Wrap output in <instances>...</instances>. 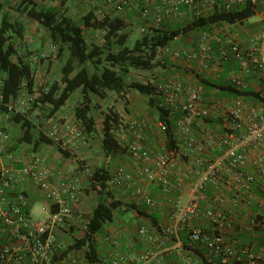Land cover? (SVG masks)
<instances>
[{
	"label": "built area",
	"instance_id": "obj_1",
	"mask_svg": "<svg viewBox=\"0 0 264 264\" xmlns=\"http://www.w3.org/2000/svg\"><path fill=\"white\" fill-rule=\"evenodd\" d=\"M107 1L113 7L114 16L136 6L135 0ZM245 4L262 20L261 28L247 37V44L225 39L217 28L211 26L199 31L195 47L172 49L168 45L163 51L170 53L174 60H197L199 71L218 69L221 62L236 60L239 69L230 73L227 81L238 89H244L248 87V77L257 76L260 80L258 100L248 101L244 94L237 97L218 94L206 102L205 86L200 80L194 82L176 76L158 75L155 84L161 92L162 105L175 117L178 143L185 148L182 154L198 152L193 158L195 178L190 183V199L185 205L175 208L172 218L180 223L203 214L214 223L213 231L197 228L192 231L193 240L204 244L210 261L221 259L224 263H230L244 254L247 256L244 264H264V253L256 254L249 246L241 247L225 240L221 230L226 216L222 210L208 208L203 211L201 208L207 187H218L224 173L234 176L236 195L233 205L250 201L252 185L256 181L264 183V0H143L139 6L138 20L141 31L145 32L148 27L178 19L181 7L190 9L195 16H206L212 14L217 6L234 10ZM213 91L220 92L218 87H214ZM16 99L7 104L8 109L11 113H23L25 102ZM209 118H220L226 132L216 135L214 129L207 126L202 129L198 139L194 135L195 125ZM159 129L165 133L166 124L160 122ZM61 131L65 132L67 142L74 141L82 133L79 127L67 120L54 121L45 133L57 141L62 136ZM8 139L9 133L0 130V264H55L57 229L77 214L81 186L76 178L68 177L54 183L52 169L41 153H34L27 163L17 167L19 157L7 151L3 143ZM216 150L218 153H215ZM128 152L136 175L126 166L119 165L111 175L109 186L128 191L148 205H156L157 201L146 192V186L158 183L166 191L171 190L173 159L179 152V146L158 151L148 147L138 136L128 144ZM251 155V164L256 172L248 170ZM181 177L184 178V174ZM25 182L41 192L42 207L47 213L45 219L31 218L30 196L25 189L16 188ZM260 205L264 209V198ZM86 227L84 223V230ZM139 233L152 243H162V236L147 225H142ZM151 255L153 252L150 251L139 258L148 259Z\"/></svg>",
	"mask_w": 264,
	"mask_h": 264
},
{
	"label": "crops",
	"instance_id": "obj_2",
	"mask_svg": "<svg viewBox=\"0 0 264 264\" xmlns=\"http://www.w3.org/2000/svg\"><path fill=\"white\" fill-rule=\"evenodd\" d=\"M2 1L5 4V10H7L10 3L7 4V0ZM18 1L19 0L13 1L12 5H15ZM36 1L41 7H59L67 16L74 19H79L75 15L77 12H80L88 7L84 12L85 14L87 11L92 9V6H95H91L94 1H96V4L102 6V8H96L98 11L100 9L101 11H107L111 16L115 15L113 7L110 3H108V6L106 5L107 7L105 6V2H107L106 0ZM135 1L136 8L139 11V6L143 0ZM216 8L220 7L217 6ZM181 10V16L178 19L168 21L170 25H174L175 23H185L186 21L192 20L195 16L190 9L181 7ZM126 11L118 13L116 16H126ZM253 15L257 16L254 21L249 22L247 21L248 18H246L243 22H222L215 25L213 23L211 26L217 28L225 39H232L240 42L241 44H247V37L256 33L261 28L262 24L260 15L256 12H254ZM88 32L94 33L95 35L97 34V31L95 30H88ZM195 35L196 31H193L188 35L178 36L169 44V46L172 49L195 47L197 40V36ZM47 40L49 41L50 39ZM45 41L46 40L43 41L42 38H37L33 42L28 43L27 46L29 50L34 48L37 49L40 45V49L43 46L46 48L48 47L45 45L46 43H43L42 46V42ZM45 48H43V50ZM161 56H163V64L149 70L151 75L146 81L156 83L159 77L176 76L186 78L194 82H199L197 77V74L199 73L202 74V77L213 80L218 78L223 71V64H221L218 69L213 68L207 71H199V62L197 60H174L171 58V54L166 52H163ZM226 61L233 62L235 60L228 59ZM236 63L238 62L233 63L232 70L227 74L225 80H227L230 73L239 69V66H237ZM158 75L159 77H157ZM214 87L217 86H213L212 88L205 87L204 95L206 102L207 100L216 97L218 94L228 97H237L239 95L229 90L214 93ZM248 87L255 91L258 90L260 87V80L257 76L253 75L248 77ZM77 91H79V89L72 95H74ZM150 97L154 98V104L150 103ZM150 97L141 94L135 89H130L125 98H123L122 95L110 93L107 99L102 100L103 102L99 99L97 100L105 105H103L104 109L107 106L110 107L114 105L120 112L121 119L123 121L121 123L120 134L117 132L120 142V138H122L128 145L132 140L141 136L142 140L148 147L154 150L163 151L169 149V147L174 144V141L170 140L166 134L161 132L159 129V124L162 121L159 118V110L156 105L157 103H162V95L152 94ZM109 98H112V101L108 100ZM138 99L142 101V103H140ZM253 99L254 98L247 97L248 101H252ZM69 100L70 98L68 101ZM95 102L96 99L94 98V104ZM63 107L64 106L59 109V112ZM62 112L64 111L62 110ZM29 118L35 124L37 123V121L31 117ZM210 119L217 120V122L212 123L209 119H205L201 121L200 124L198 122L195 125L194 135L198 139L201 137L202 129L207 126L212 127L216 135L224 134L226 132V128L223 126L220 118ZM0 130L9 133V139L6 141L4 140L3 143L7 151L14 152L19 157L20 160L17 162V167L27 163L34 153H41L45 158L46 164L52 169L54 183L59 182V180L63 178L61 176V169L55 162L57 160V156L55 155L54 158L52 151H49L47 148L48 145L41 144L38 150L35 151L32 149L31 144L21 141L20 138L23 135L21 123L15 121L11 114L3 110L1 106ZM178 144L176 147L179 146V152L174 156V169L170 176L171 190L166 191L164 187L158 183H152L146 186V192L157 201L156 205H148L140 198H135V196L128 191L114 186H109L110 195H108L107 198L119 200L121 204L115 208L113 220L105 224V226L101 229L103 232L101 231L97 234L96 247L99 260L96 262L89 261L86 257L85 248L72 249L67 254L60 256L66 249L67 245L59 242V237L62 232L59 228L57 229V240L55 243V264H244L247 260V256L244 254L238 259H233L230 263H224L221 259L210 261L204 244L193 240L192 231L194 229L197 228L204 231H213L215 229L214 223L205 215L202 214L197 217L190 218L186 222L180 223H177L172 218L175 208L185 205L190 199V183L195 178V165L193 163V158L194 155L198 153L196 151H191L190 155H184L182 154V151L185 149L184 146ZM215 153H218V150H216ZM115 156L126 166L127 169L136 175V168L128 150L125 153H116ZM252 159L253 156L251 155L248 170L256 172V169L251 164ZM5 160H7L6 157ZM104 166L111 172H114L118 167V165L111 166L109 163H106ZM65 168L68 169V167ZM89 169L90 168L81 169L79 172L81 175L86 173L87 175H90L88 172ZM183 174L184 178L181 177ZM79 176L80 175H78V177ZM233 177L234 176L228 173H224L221 176V181L218 187L214 188L212 186H208L206 190V197L201 204V208L203 211L208 208H215L223 211L226 216V223L221 232L227 242L241 247L249 246L256 254L264 253V209H262L260 205L261 200L264 198V183L256 181L252 185V191L249 194L250 201H241L239 204L233 205V197L236 195L234 190L235 180ZM77 180L81 186L82 184L79 178ZM16 188L25 189L28 192L31 201L35 199H42L41 192L29 182L21 183ZM90 194H94L97 197L96 201L101 197V194H95L93 190L90 191ZM88 197V193L82 192L81 202L78 206L79 211L84 210L88 206ZM129 203H136L138 208L129 207ZM151 215L156 219L158 225L153 224ZM142 225H147L151 230L158 232L162 236V243H152L148 241L146 236L141 235L139 233V228ZM150 251L153 252V255H151L150 258H139L141 255Z\"/></svg>",
	"mask_w": 264,
	"mask_h": 264
},
{
	"label": "trees",
	"instance_id": "obj_3",
	"mask_svg": "<svg viewBox=\"0 0 264 264\" xmlns=\"http://www.w3.org/2000/svg\"><path fill=\"white\" fill-rule=\"evenodd\" d=\"M4 6V2L0 0V94L2 95L0 106L11 114L15 121L21 123L23 129L21 141L31 144L32 149L37 151L41 144H54V140L24 113H11L7 105L16 100L24 88L32 92L36 86V78L32 60L23 52V48L31 51L25 43V26L21 21H14ZM14 6L16 10L44 24L49 31L50 39L58 44L57 55L66 56L60 68V80H54L42 87L38 102L50 105L49 115L52 116L67 103L76 90H81L82 99L75 107V117L88 134L96 131V122L90 114L93 106L97 105L94 104V98L105 100L110 93L122 95L125 98L130 89H135L149 97L152 94L161 95L156 84L151 81L128 80L127 76L131 68L151 70L163 64V56L160 52L178 36L211 28L213 23L243 22L254 14V10L248 4L234 10L216 8L210 15L194 16L192 20L185 23L170 25L168 21H164L159 26L148 27L141 37L135 39L133 45H129L130 32L127 30L129 23L124 16H111L107 11H98L93 7L79 19H74L67 16L59 7L39 6L36 0H19ZM87 30L105 31L104 43L90 46ZM115 44L120 46L117 50L114 49ZM235 62L237 61L221 62L223 71L218 78L209 80L199 73L198 80L207 88L217 86L220 91L229 90L258 100L260 98L258 91L249 87L238 89L225 80ZM88 63L91 64V69ZM236 65L239 66L238 63ZM149 101L151 104L155 102L152 97ZM156 107L159 110V118L166 124V136L174 141V144L169 147L173 149L178 142L175 133V117L162 103H157ZM209 121L217 122L210 118ZM122 122L120 112L114 105L104 112L102 148L106 155L128 150V145L123 146L117 135ZM112 173L103 165L91 170L88 188L90 191L101 194V197L84 222L87 227L83 235L74 237L60 256L72 249L85 248L89 261L99 260L96 247L97 234L106 223L113 220L114 210L121 204L119 200L107 198L110 195L108 182ZM128 206L138 208L136 203H129ZM77 211L79 213V210ZM151 219L153 224L158 225L152 215Z\"/></svg>",
	"mask_w": 264,
	"mask_h": 264
},
{
	"label": "rangeland",
	"instance_id": "obj_4",
	"mask_svg": "<svg viewBox=\"0 0 264 264\" xmlns=\"http://www.w3.org/2000/svg\"><path fill=\"white\" fill-rule=\"evenodd\" d=\"M13 1L15 0H8L6 1L9 4L7 11L11 14V17L14 21H21L25 26V43H31L37 38H42V40H46L43 43H46L48 47H42L40 49L37 47L28 51L23 48L24 54L28 56L34 65L35 68V78H36V86L32 92L27 91L24 88L21 93L19 94L18 98L24 100L23 109L24 114L26 116L31 117L35 121H37L36 125H38L39 129L43 131H47L51 124L58 120V121H69L75 126L79 127L82 130L81 136L74 141L67 142V137L65 136V132L61 131V138L59 140H54V144H46L48 145V150L52 151L53 156H57V160L55 161L59 168L61 169V176L63 178H76L81 181V189L82 192H86L89 194L88 206L84 209L79 211L74 218L67 222L64 225H61L59 228L61 229V234L59 237V242L65 245H69L70 242L74 237H80L84 233L83 224L88 219L89 215L92 212L94 204L96 205L97 197L90 194L89 185H90V175L83 174L81 175L79 170L90 168L88 170L89 174L91 170L98 166H104L106 163H109L115 166L124 165L122 164L117 158L116 154L106 155L103 148H102V121L104 112L108 111L109 106L103 108L105 105L100 103L99 100L96 99L95 104L91 109L90 114L94 117L96 122V131L93 134H88L83 130L82 124L77 121L75 117V107L80 103L82 99V91H77L74 95L70 97L68 103L64 105L60 112L58 111L56 114L50 116L49 112L51 110V106L48 104H40L38 102V95L42 89V87L50 84L54 80H60L61 73L60 68L65 61L66 56L59 57L58 54V44L53 42L50 39L49 31L47 27L42 24L40 21L33 19L26 14L21 13L20 11L15 9V6L12 5ZM107 1V0H106ZM136 2V1H135ZM108 3L105 2V6H108ZM89 5V3H88ZM95 5V6H92ZM92 7L95 8H102L101 5L96 4V1L92 2ZM90 6V7H91ZM106 6V7H107ZM86 7L84 10L77 12L75 15L77 18H80L84 12L87 10ZM104 8V7H103ZM129 26L127 30L130 32V38L128 40L129 45H133L135 39L141 37L144 32L141 31L140 22L138 20L139 11L137 10L136 6L125 13ZM257 18L256 15H252L248 17L247 21H254ZM242 31V29H241ZM94 33L88 32L87 30V39L89 45L92 46L93 44L101 45L104 43V35L105 31L99 30ZM242 33V32H241ZM93 35V36H92ZM199 36V31H196V35ZM47 39H50L49 41ZM120 46L115 44L114 49L117 50ZM43 48H45L43 50ZM42 51V52H41ZM46 51V52H44ZM164 51H161L160 54H163ZM88 67L91 69V64L88 63ZM149 70L146 69H139V68H131L128 73V80L133 81H146L150 77ZM17 100V99H16ZM14 100V101H16ZM108 100L112 101V98ZM139 100V99H138ZM13 101V102H14ZM102 101V100H101ZM140 101V100H139ZM103 102V101H102ZM106 103V102H104ZM142 103V101H140ZM104 105V106H103ZM63 114V115H61ZM139 119V117H138ZM127 127V126H126ZM121 130L118 131L120 134ZM121 139V143L123 146L126 145V141ZM32 150V149H31ZM66 151L69 154H66ZM34 152V151H33ZM121 152L125 153L126 150H122ZM125 166V165H124ZM65 167H68L66 169ZM81 168V169H79ZM87 172V171H86ZM78 175H80L78 177ZM82 176V177H81ZM82 178V179H80ZM88 185V186H87ZM95 192V191H94ZM95 194H98L95 192ZM42 199H35L31 201L30 204V216L33 220H43L46 218L47 213L44 211L42 207ZM103 232V230H101Z\"/></svg>",
	"mask_w": 264,
	"mask_h": 264
}]
</instances>
